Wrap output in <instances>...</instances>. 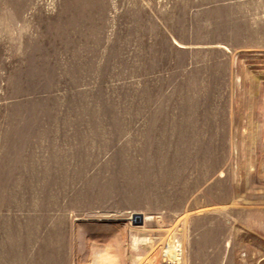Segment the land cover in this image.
Wrapping results in <instances>:
<instances>
[{
	"label": "rangeland",
	"instance_id": "rangeland-1",
	"mask_svg": "<svg viewBox=\"0 0 264 264\" xmlns=\"http://www.w3.org/2000/svg\"><path fill=\"white\" fill-rule=\"evenodd\" d=\"M153 254L264 264V0H0V264Z\"/></svg>",
	"mask_w": 264,
	"mask_h": 264
},
{
	"label": "bare ground",
	"instance_id": "bare-ground-1",
	"mask_svg": "<svg viewBox=\"0 0 264 264\" xmlns=\"http://www.w3.org/2000/svg\"><path fill=\"white\" fill-rule=\"evenodd\" d=\"M246 187V186H245ZM236 204V203H235ZM174 235H170L166 242L165 246L167 247L165 249V255L170 259V260H179V252L176 249V242L174 240ZM156 262V257L153 254L152 256L149 257L148 261L145 264H155Z\"/></svg>",
	"mask_w": 264,
	"mask_h": 264
}]
</instances>
